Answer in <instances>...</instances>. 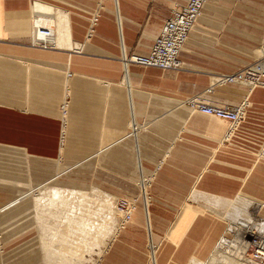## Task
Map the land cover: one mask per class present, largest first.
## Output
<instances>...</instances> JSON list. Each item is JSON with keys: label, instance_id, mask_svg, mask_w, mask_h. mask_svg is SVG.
<instances>
[{"label": "crops", "instance_id": "crops-1", "mask_svg": "<svg viewBox=\"0 0 264 264\" xmlns=\"http://www.w3.org/2000/svg\"><path fill=\"white\" fill-rule=\"evenodd\" d=\"M186 2L0 0V264H21L18 249L34 232L32 217L44 233L46 263L53 252L69 256L62 263L78 261L79 227L63 223L83 216H63L69 204H85L84 193L103 192L115 207L123 198L136 204L130 221L122 224L118 213L98 264L205 263L227 233L225 206L239 197L261 205L264 219V87L215 85L264 54V0H208L181 53L182 68L125 71L123 49L148 53ZM37 4L55 27L54 48L32 43ZM194 97L245 107L233 141L225 140L227 121L190 107ZM79 167L110 193L66 181ZM51 187L70 202L54 210L49 197L37 202L35 193ZM41 207L53 211L43 221Z\"/></svg>", "mask_w": 264, "mask_h": 264}, {"label": "built area", "instance_id": "built-area-1", "mask_svg": "<svg viewBox=\"0 0 264 264\" xmlns=\"http://www.w3.org/2000/svg\"><path fill=\"white\" fill-rule=\"evenodd\" d=\"M208 0H187L183 5L165 21L159 35L155 38L148 53H127L123 49L122 62L127 73L129 65L155 67L163 70H179L182 68L181 53L195 28L196 23L203 13ZM32 43L44 49L56 47V31L53 24H49L41 10L34 11L32 17ZM240 84L253 90L264 87V54L256 61L232 74H224L216 78L215 85ZM212 92V86L207 90ZM191 108L202 113L214 116L229 123V129L225 136L228 142L237 136L243 122L246 120V109L243 106L216 105L199 98H191L188 101ZM134 131L132 132V134ZM258 156L264 158V141L260 145ZM149 180L141 177L140 185L142 194L148 196L147 186ZM116 208L122 215L121 223L131 220L136 204L128 199H119ZM121 224V226H122ZM245 237V236H244ZM248 250L252 252L256 261H264V236H252L248 241ZM150 248L154 245L151 242Z\"/></svg>", "mask_w": 264, "mask_h": 264}, {"label": "rangeland", "instance_id": "rangeland-1", "mask_svg": "<svg viewBox=\"0 0 264 264\" xmlns=\"http://www.w3.org/2000/svg\"><path fill=\"white\" fill-rule=\"evenodd\" d=\"M102 156H104V155H102ZM78 171H82L83 175H79V176L76 175V172H78ZM87 171H90V169L89 168L79 167L78 169H75L74 171L69 172L65 176V178L67 179L66 181L88 184L89 185L88 187L97 186V185L100 188L103 187L100 184H96V182L95 183L91 182V180H92V178L94 176L88 174ZM111 177H112V175H111ZM92 183H94V184H92ZM101 189H103V188H101ZM103 190L108 192V193H110L108 190H105V189H103ZM102 193L103 192H94L93 194L87 195V197H88L87 201L80 208L75 206V204H77L76 201H75V203H74L75 207L73 208V210H75V212L74 213L70 212V214H65L63 216V217H66V220H69V219H67L68 216L75 215V214L77 215L78 214V215H82L83 216V220H84L83 222H80V223H74V222L71 223V222H67V221L63 223V224H65L66 227L71 228V230L72 229H76L77 226L79 227L78 232H76L74 234V237H73V239L76 242L79 243V249H78L79 256L77 257L78 261L76 259V261H74L71 264H98L100 258L103 256L104 252L108 249L109 245L111 244L112 239H113L112 237L115 236V234H116L115 232H116V230L118 228L119 216H118V212L116 210V207L114 205V201H113V204H112V200H111V205H110L111 208L108 210L109 213L108 212H105L106 214L104 213V215L105 216L107 215L108 217H109V215H111V219L109 220V223H105V224L109 227L108 230L111 229V226H112V233H111L112 236L111 235L107 236L105 234L104 236L102 235L103 237H101V236L99 237L95 233L96 230L92 229V232H91V230L90 231L88 230V233H87V231L86 232L84 231L85 230L84 228L82 229V227H80V226H83L82 223H85L86 227L91 225V224H96V223H98L99 219L102 217V213L100 212V206L98 204H95V205L93 204L94 201H96V200L99 201L100 198H101V200L105 199L104 197H106V196L104 195V193H103V196H102ZM98 194H101V195L99 196ZM97 195H98L99 198H96ZM237 201H238V203H234V202H237ZM239 203H240V199L239 198H238V200L235 199V201L233 200V201L229 202L225 206V210H224L223 215H222L223 218H226L228 220V229H229V227H233L232 228L233 230L231 229L232 231H228L227 230V233L224 236L226 238L225 239L226 242L224 241L225 243L223 242L222 243L223 245L221 246V248H224V249L227 248V250H229V252L235 249V247L237 246L236 242L239 239V238L237 239V237H238L237 234H238L240 229H239V227H237V226L234 227V226H235L236 222L238 223V221L240 219V212L242 213V210H243V212L245 211V215L244 216L248 217L247 220H253V219H251V216L254 217V213L253 212H254V208H255L256 204H254L253 201H252L251 204H249L250 207L247 206L245 208L241 205V203L240 204ZM52 207H51L52 209L55 208V206H52ZM86 214H88L89 217H86ZM94 216H95L96 219L94 218ZM261 216H263V214H261ZM114 219H116L115 223H114ZM30 220H31V222H30ZM30 220H29V228L32 229L34 232L30 236V238L22 239L20 241V247H19L18 251L20 252L21 264H48V263L45 262L44 255H43V250H42V247L40 246L41 240H42L41 238H42V235L44 233H43L42 229L39 227V225L35 221H33L34 220L33 217ZM115 224H117V227L115 226ZM23 225H26V224H22V226ZM65 226H63V227L65 228ZM83 231H84V233H83ZM253 232L257 233V231H255V230H253ZM89 233H90V235H89ZM85 234H88V235H85ZM259 234L264 236V231H262ZM85 236H87V237L85 238ZM93 238H95L94 241H93ZM242 238L244 239L245 245H248V241L251 240L252 236L251 235H247V236L245 235V237H242ZM227 241L230 242L229 243V247L231 246L230 248H228V244H227L228 242ZM95 243L98 246H95ZM61 249H63V248H61L60 245H56L55 246V250H57L58 252ZM236 250L240 251L239 247ZM247 252L252 255L251 251L247 250ZM70 261L71 260H69V262ZM60 262H62L61 261V256L58 255V253L53 252V254H52V263L51 264H65V263H60ZM213 263L215 264V262H213ZM201 264H211V263H210V261H205V263H201Z\"/></svg>", "mask_w": 264, "mask_h": 264}, {"label": "bare ground", "instance_id": "bare-ground-1", "mask_svg": "<svg viewBox=\"0 0 264 264\" xmlns=\"http://www.w3.org/2000/svg\"><path fill=\"white\" fill-rule=\"evenodd\" d=\"M44 7V6H43ZM46 7V6H45ZM36 8L37 9H40L41 10V8H42V5L41 4H37V6H36ZM46 9V8H45ZM57 43V42H56ZM40 190V191H39ZM36 193H35V195H36V198H37V202H40L41 204H42V202H44V200H45V198H50V200H51V202H46V203H50L51 204V206H55L56 204H58V203H67V202H70V201H65V199H62V196H64V195H62L63 193H62V191L64 192V190H60V189H55V188H50V189H44V188H41V189H39ZM68 192V191H67ZM75 193V192H74ZM68 194V193H67ZM80 194H82V193H80ZM62 195V196H61ZM87 195H89V194H86V193H84V194H82L81 196L79 195V197H82L84 200H87ZM99 196L101 195V194H98ZM98 195L96 196V198H99L98 197ZM104 195L106 196V197H104L105 199H102L101 200V198H100V201H102V203L103 204H106V205H103V206H100V212L102 213V217L100 218V221H98V223H96V224H91V225H89V226H87L86 227V224L84 225V231L86 232L87 231V233H88V230L90 231L91 230V232H92V229H94V230H96V235L97 236H101V237H103L105 234L107 235V236H110L111 235V233H112V226H111V229H109L108 230V226L105 224V223H108V222H104V219H105V217L107 216H105L104 215V213L105 212H108L109 213V209L111 208L110 207V205H111V198L112 197H110L109 195H107V194H105L104 193ZM75 196V195H74ZM102 196H103V193H102ZM73 197V196H72ZM63 198H65V197H63ZM71 199V198H70ZM239 199H240V203H241V205L245 208V207H247V206H249L250 207V202H248V200H245V199H243V198H240L239 197ZM68 200H69V198H68ZM238 200V199H237ZM235 201V200H234ZM46 203H44L43 205H45ZM234 203H238V201L237 202H234ZM239 203V204H240ZM39 204V203H38ZM47 205V204H46ZM46 205L44 206V207H46ZM49 205V204H48ZM47 205V206H48ZM238 206V205H237ZM38 207H40L39 205H38ZM50 207V206H49ZM49 207H47L48 209H50ZM239 207V206H238ZM261 207V205H256L255 206V208H254V217H252L251 216V219H253V220H247L248 219V217L247 216H244L245 215V211L243 212V210H242V213L240 212V219H239V221H238V223L236 222V224H235V226L234 227H239V232H238V237H237V239H238V241L236 242L237 243V246L235 247V249L234 250H232V251H230L229 252V250H227V248H221V246L223 245L222 243L225 241V237L223 238V240H221L219 243L220 244H218V246H217V248L215 249V251L213 252V254H212V256L210 257V259L208 260V261H210V263L211 264H214L213 262H215V264H264V261H256L254 258H253V255H251L250 253H248L247 252V250H248V247L245 245V243H244V239L242 238V237H244L245 235L247 236V235H251V236H254V232H253V230H255V231H257V233H255L256 235H260L259 233H261L262 231H264V219L263 218H261L260 216H259V214H258V209ZM42 208V207H41ZM40 208V209H41ZM53 208V207H52ZM51 208V209H52ZM73 206L71 207V204H69V211L70 212H72L73 211ZM240 208V207H239ZM55 209V208H54ZM54 209H52V210H54ZM44 209L42 208V212L40 211V214H41V216H40V218L42 219V221L44 220V216H46L45 214H47V216H48V214H51L52 215V213L51 212H53L52 210L51 211H47V210H45V212L43 211ZM88 210V209H87ZM116 210H117V208H116ZM241 210V209H240ZM246 210V209H245ZM99 211V210H98ZM74 212H75V210H74ZM117 212H118V210H117ZM62 213V215L65 213V212H61ZM85 213V212H84ZM88 213V212H87ZM119 213V212H118ZM89 214V213H88ZM88 214H86V217H89L88 216ZM106 214V213H105ZM120 214V213H119ZM121 215V214H120ZM92 216V215H91ZM121 217H122V215H121ZM94 218H95V216H94ZM92 219V218H91ZM96 219V218H95ZM94 219V220H95ZM91 221V220H90ZM96 222V221H95ZM98 224V225H97ZM233 227H229V229H228V231H232L233 229H232ZM232 229V230H231ZM93 230V231H94ZM84 231H83V233H84ZM98 231V232H97ZM95 232V231H94ZM85 235H88V234H85ZM89 235H90V233H89ZM103 235V236H102ZM112 236V235H111ZM87 236H85V238H86ZM97 238V237H96ZM242 238V239H241ZM252 239V238H251ZM64 240V239H63ZM95 240V238H93V241ZM98 241V240H97ZM226 242V241H225ZM224 242V243H225ZM228 242V241H227ZM64 244H66L67 245V242L64 240V242H63ZM78 242H75V241H73V244H77ZM97 243V242H96ZM96 243H95V246H98V245H96ZM100 243V242H99ZM229 243L230 242H228L227 244H228V248H230L229 247ZM247 243V242H246ZM98 244V243H97ZM101 244V243H100ZM231 245V244H230ZM101 246V245H100ZM235 246V245H234ZM239 247V249H240V251H237L236 249ZM101 249V248H100ZM236 254V255H235ZM68 259H69V256L68 257H62V259H61V261H63V262H67L68 261ZM60 263H62V262H60ZM192 264H201V263H192Z\"/></svg>", "mask_w": 264, "mask_h": 264}]
</instances>
